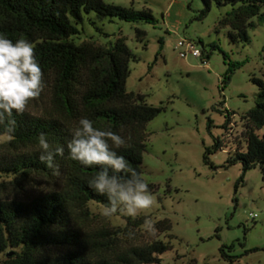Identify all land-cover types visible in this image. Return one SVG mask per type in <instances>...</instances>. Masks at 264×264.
I'll return each instance as SVG.
<instances>
[{
  "label": "rangeland",
  "instance_id": "rangeland-1",
  "mask_svg": "<svg viewBox=\"0 0 264 264\" xmlns=\"http://www.w3.org/2000/svg\"><path fill=\"white\" fill-rule=\"evenodd\" d=\"M105 2L136 11L147 9L156 25L117 19L95 20L92 25L89 18L94 15H90L80 27L83 34L78 42L91 39L107 46L123 38L133 55L126 91L162 108L146 127L142 164V178L152 186L155 203L136 217L143 218L140 226L116 233L115 238L126 246L168 243L170 249L155 264H264V166L243 173L240 163H226L236 145L244 147L241 117L255 105L258 89L252 80L263 79L264 22L247 30L248 43H231L228 29H217L229 6L212 3L199 19L202 0ZM180 40L208 54L206 63L191 54L181 58L176 48ZM212 45L217 49L212 50ZM223 54L231 62L244 63L225 87L228 67ZM44 106L33 99L25 110L40 116ZM228 113L234 116L226 130ZM217 144L221 148L215 151ZM58 189L57 182L41 176L31 175L17 183L0 173L1 201L27 202ZM101 208L89 205L92 230L125 229L128 216L104 218ZM146 219L151 221L150 230L144 227ZM162 222H168L170 229L165 231ZM4 259L0 255V263Z\"/></svg>",
  "mask_w": 264,
  "mask_h": 264
},
{
  "label": "trees",
  "instance_id": "trees-1",
  "mask_svg": "<svg viewBox=\"0 0 264 264\" xmlns=\"http://www.w3.org/2000/svg\"><path fill=\"white\" fill-rule=\"evenodd\" d=\"M202 3L199 19L209 12L212 3L231 7L217 22V29H228L231 43H248L247 30L256 22H264V0ZM86 17L92 25L95 20L113 19L156 25L147 9L136 11L105 0H0V32L13 42L22 37L34 45L44 84L34 100L46 105L40 116L26 110L15 116L14 139L0 143V173L17 183L37 175L57 182L59 187L27 202L0 200V255L5 256L0 264H155L170 249L161 241L126 246L115 238L116 233L140 226L143 218L126 217L125 229L118 232L91 228L89 205L102 207L108 201L88 185L99 167H85L69 159L66 145L71 130L81 117H87L94 127L121 135L126 143L116 149L117 154L142 178L148 142L146 127L162 108L147 105L143 96L126 91L133 55L123 38L107 46L91 39L78 42ZM211 48L217 49L214 45ZM208 57L202 50L199 59L203 64ZM223 61L228 67L223 79L225 87L244 63L231 62L226 54ZM262 77L252 80L258 89L255 105L241 117L244 147L236 145L226 161L228 165L240 163L243 173L264 166V74ZM233 116L234 113L227 114L226 130ZM3 130L0 125V132ZM41 132L50 143L64 147V155L56 157L59 175L39 160L37 137ZM220 148L217 144L215 151ZM204 161L210 165L206 156ZM149 189L152 191V186ZM160 225H166L165 231L170 229L168 222ZM222 257L225 258L223 254Z\"/></svg>",
  "mask_w": 264,
  "mask_h": 264
},
{
  "label": "clouds",
  "instance_id": "clouds-1",
  "mask_svg": "<svg viewBox=\"0 0 264 264\" xmlns=\"http://www.w3.org/2000/svg\"><path fill=\"white\" fill-rule=\"evenodd\" d=\"M43 87V72L34 54V45L22 37L13 42L0 32V125L4 126L0 139H14L15 116L24 113ZM37 142L39 160L59 175L56 157L64 155V147L50 143L43 132L37 137ZM125 143V139L116 132L101 130L94 127L91 119L81 117L71 130V139L66 145L69 159L85 167H99L88 185L107 197L108 203L100 211L104 218L120 213L136 218L155 203L148 183L129 167L123 156L117 154L116 149ZM144 227L150 230L151 221L146 219Z\"/></svg>",
  "mask_w": 264,
  "mask_h": 264
},
{
  "label": "built area",
  "instance_id": "built-area-1",
  "mask_svg": "<svg viewBox=\"0 0 264 264\" xmlns=\"http://www.w3.org/2000/svg\"><path fill=\"white\" fill-rule=\"evenodd\" d=\"M176 48L178 49V54L181 58H185L188 54H191L196 58H199L201 55V51L193 43L187 42L186 40L178 41ZM251 217L255 218L253 215H251Z\"/></svg>",
  "mask_w": 264,
  "mask_h": 264
}]
</instances>
